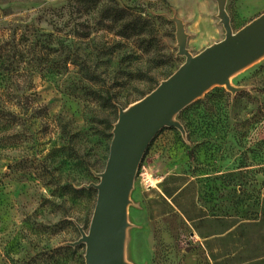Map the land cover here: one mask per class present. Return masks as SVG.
<instances>
[{
    "label": "rangeland",
    "instance_id": "obj_1",
    "mask_svg": "<svg viewBox=\"0 0 264 264\" xmlns=\"http://www.w3.org/2000/svg\"><path fill=\"white\" fill-rule=\"evenodd\" d=\"M226 11L236 32L264 13V0H230ZM173 13L193 55L223 39L205 0H0V264H84V245L64 247L80 238L75 224L88 231L97 193L83 186L104 170L117 107L183 64ZM231 83L247 90L214 88L178 115L187 142L170 129L152 142L129 218L137 226L161 183H189L210 215L261 219L218 238L240 234L247 264H264V59ZM136 228L133 263L205 264L177 219Z\"/></svg>",
    "mask_w": 264,
    "mask_h": 264
},
{
    "label": "water",
    "instance_id": "obj_2",
    "mask_svg": "<svg viewBox=\"0 0 264 264\" xmlns=\"http://www.w3.org/2000/svg\"><path fill=\"white\" fill-rule=\"evenodd\" d=\"M213 1L223 39L193 55L183 20L176 13L166 16L175 26L176 57L184 58L183 64L139 101L125 109L117 107L104 170L95 174L97 184L83 186L97 193L88 231L75 224L80 238L64 244L84 245V264H135L128 259L129 232L136 227L129 209L139 207L131 196L148 147L164 129L178 131L187 142L178 115L214 88H224L232 96L246 91L232 85V78L264 59V13L234 32L226 11L228 0Z\"/></svg>",
    "mask_w": 264,
    "mask_h": 264
},
{
    "label": "crops",
    "instance_id": "obj_3",
    "mask_svg": "<svg viewBox=\"0 0 264 264\" xmlns=\"http://www.w3.org/2000/svg\"><path fill=\"white\" fill-rule=\"evenodd\" d=\"M201 2L202 0H193ZM204 1V0H203ZM212 4L216 13V4L213 0H205ZM230 0L227 2V7ZM217 33L218 30H215ZM219 33V32H218ZM138 180V179H137ZM141 203L140 211L134 216L137 230L155 227L156 223L166 218H175L180 222L183 230L193 239L196 252L201 254L203 261L208 264H247L251 248L245 247V237L237 234L232 237H222L233 229H240L246 225L260 224L261 219L255 222H241L234 217L210 215L207 209L198 202V195L189 183L178 189L172 184H163L148 191ZM142 202V201H141ZM264 209V200L262 203ZM147 248L149 240L145 239ZM198 261L196 258L195 262Z\"/></svg>",
    "mask_w": 264,
    "mask_h": 264
},
{
    "label": "trees",
    "instance_id": "obj_4",
    "mask_svg": "<svg viewBox=\"0 0 264 264\" xmlns=\"http://www.w3.org/2000/svg\"><path fill=\"white\" fill-rule=\"evenodd\" d=\"M184 128H185V127H184ZM170 130H173V129H170ZM185 130H186V129H185ZM162 131H163V130H162ZM160 133H161V132H160ZM160 133H159V134H160ZM159 134L156 136V138L159 136ZM156 138H155V139H156ZM155 139H154V140H155ZM151 144H152V143H151ZM151 144H150V146H151ZM150 146L148 147V149H147L146 153H147V152H148V150L150 149ZM146 153H145V155H146Z\"/></svg>",
    "mask_w": 264,
    "mask_h": 264
},
{
    "label": "built area",
    "instance_id": "obj_5",
    "mask_svg": "<svg viewBox=\"0 0 264 264\" xmlns=\"http://www.w3.org/2000/svg\"><path fill=\"white\" fill-rule=\"evenodd\" d=\"M181 247H182L183 249H185V248H186V245L183 244V242H181Z\"/></svg>",
    "mask_w": 264,
    "mask_h": 264
}]
</instances>
